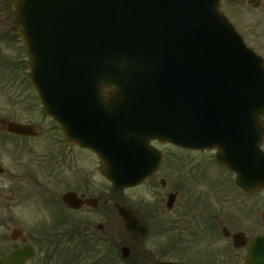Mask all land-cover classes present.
<instances>
[{
  "label": "flooded vegetation",
  "instance_id": "af4514ba",
  "mask_svg": "<svg viewBox=\"0 0 264 264\" xmlns=\"http://www.w3.org/2000/svg\"><path fill=\"white\" fill-rule=\"evenodd\" d=\"M11 1L0 0V42L8 39L12 27L7 12ZM222 9L246 45L264 59V0H224ZM2 119L0 116L1 132ZM258 121L264 128V118ZM152 144L160 150L161 162L140 188L128 189L138 188L139 196L133 199L124 198V191L111 190L90 152L65 146L59 183L48 178L43 183L32 181L37 191L33 197L36 213L33 224L22 229V236L35 255L26 264H83L78 261L84 260L102 264L117 260L244 264L253 238L264 234V188L236 184V174L217 164L214 152L159 141ZM261 149L264 151V135ZM78 151L86 153L87 159ZM174 152L182 155L176 157ZM169 160L173 163L168 164ZM83 167L88 170L84 172ZM121 204L139 217L146 230L138 246L132 244L122 224L117 226L116 206ZM15 243V248L22 245L19 240ZM57 244L70 257H61ZM124 248L130 249L129 259L122 258ZM192 251L206 256L207 261L185 257ZM176 252L183 255H170Z\"/></svg>",
  "mask_w": 264,
  "mask_h": 264
},
{
  "label": "water",
  "instance_id": "95a60500",
  "mask_svg": "<svg viewBox=\"0 0 264 264\" xmlns=\"http://www.w3.org/2000/svg\"><path fill=\"white\" fill-rule=\"evenodd\" d=\"M221 2L222 0H15L11 8L12 20L18 25L14 30L26 45L31 58V73L27 76L39 91L46 111L60 123L59 128L69 142H75V139L69 133L68 128L71 126L64 124L65 118L59 106L67 101H74L79 96L78 85L83 81L82 68H92L91 61L94 68L101 70V74L109 71L113 66L117 39L122 40L121 48L140 53L143 59L145 55L149 60L145 65L152 70L151 81L156 83L159 97L164 99L190 97L188 89L177 87V78L172 70L162 72L157 67L156 54L161 51L173 53V48L181 43L179 34L184 37L187 45L191 44L193 51H213L214 66L238 68L245 98L243 142L240 143L239 154H254L256 169L259 170L258 184L262 187L264 156L258 152L262 129L256 123V116L264 115V61L250 49H246L242 41L236 38L237 34L219 11ZM148 4L169 7L165 15L171 17L166 18L154 10L145 17L143 12ZM175 9L179 13L172 16ZM141 15V21L131 23L133 17ZM127 23L131 24L124 29ZM117 66L120 70L127 68L126 63L122 66L117 63ZM108 84L102 76L95 79L91 87V97L101 99L102 88ZM131 87L133 90L137 89L133 82ZM120 94L119 89L116 95L121 96ZM151 96L155 97L156 94ZM195 99L194 104L192 99L184 106L187 110L188 105H194V114L197 120H201L204 102L199 98ZM6 129L22 135L35 134L29 125L7 123ZM203 136L201 131L196 135L200 138ZM214 145L221 147L220 143ZM251 147L253 150L250 151ZM95 151L100 154V151ZM220 152L221 158L225 159V152L221 148ZM218 157L220 160V155ZM221 162L226 164L228 160L221 159ZM121 168L119 166L112 170L115 176H110L116 190L143 181L151 170L137 167L136 173H132L133 177L130 179L128 171ZM109 170L105 166L100 168L105 176H109ZM118 209L133 238L141 236L139 220L123 207ZM18 233L13 230L11 238L15 239ZM258 247L260 259L255 261L264 264V249ZM24 258L23 251H12L0 259V264H24Z\"/></svg>",
  "mask_w": 264,
  "mask_h": 264
},
{
  "label": "rangeland",
  "instance_id": "374dc122",
  "mask_svg": "<svg viewBox=\"0 0 264 264\" xmlns=\"http://www.w3.org/2000/svg\"><path fill=\"white\" fill-rule=\"evenodd\" d=\"M7 12L9 13L8 9ZM27 61L28 55L23 45L16 37L7 43H1L0 113L11 116L16 115L21 121L38 124L40 126L41 135L39 138L26 139L23 141L21 139L15 140V138L0 132V135L3 136H0V167L3 169V172L0 174V254L12 247L8 235L11 228L15 226V223L18 224L20 229L27 226L29 227L33 224L36 207L31 197L32 192L29 179L33 177V175L28 163H34L35 165L36 162L40 163L43 161L45 155L55 156L56 154L53 150H49L48 152L45 151L47 149L46 143L49 136L52 137L51 135L55 132V128L54 125L49 123L48 118L37 101L36 93L25 77L24 72L27 71ZM3 99H8L6 105ZM48 128H50L49 132L46 130ZM55 134L62 141L60 134L56 132ZM56 141L57 140H55V145L59 147ZM52 147L56 148L55 146ZM174 153L176 157L182 155L178 152ZM16 154L19 155L20 161L16 159ZM78 155L83 160L87 159V155L83 151H78ZM19 162H23V164H18ZM172 163V160L168 161V164ZM87 170V168L83 167L84 172ZM213 170L219 172L214 165ZM170 175V173L167 175L168 178ZM26 178H28V180ZM96 190L101 189L98 188ZM122 195L124 198L131 197L133 199L139 196V190L138 188L134 191L132 190V192L125 190ZM7 196L10 200H6ZM138 255L139 252L136 253L134 259L137 258ZM170 255L172 257H179L183 254L176 252ZM185 257L190 258L192 261H207L206 256H199L195 251L187 253ZM135 262V264H139L144 261ZM128 263L129 261L117 260L112 264Z\"/></svg>",
  "mask_w": 264,
  "mask_h": 264
}]
</instances>
